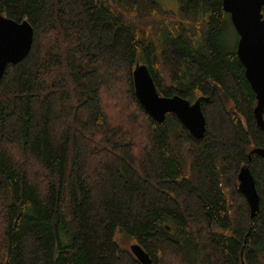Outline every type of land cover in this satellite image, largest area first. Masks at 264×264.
<instances>
[{"label":"trees","instance_id":"trees-1","mask_svg":"<svg viewBox=\"0 0 264 264\" xmlns=\"http://www.w3.org/2000/svg\"><path fill=\"white\" fill-rule=\"evenodd\" d=\"M137 1L162 0H0L33 33L0 80V264H139L119 238L153 264H264V159L250 154L264 131L223 0H174L198 26L160 31L161 49L115 7ZM136 64L159 95L201 99L202 140L174 115L149 117ZM122 98L128 117L112 108ZM241 167L260 199L253 218Z\"/></svg>","mask_w":264,"mask_h":264},{"label":"water","instance_id":"water-1","mask_svg":"<svg viewBox=\"0 0 264 264\" xmlns=\"http://www.w3.org/2000/svg\"><path fill=\"white\" fill-rule=\"evenodd\" d=\"M264 0H223V10L229 14L237 35V55L245 66L246 77L256 97L255 118L264 131V21L261 8ZM32 28L23 21H12L0 15V80L8 64L20 62L32 44ZM135 97L143 110L156 123L162 124L167 115L178 118L189 135L197 141L204 138L205 116L200 107L201 99L193 103L175 95L164 97L158 94L154 81L144 64H136L132 71ZM250 154L264 159V147L253 148ZM238 190L244 197L250 218L259 210V195L247 167H241ZM130 251L140 264H151L149 255L138 245L132 244Z\"/></svg>","mask_w":264,"mask_h":264},{"label":"rangeland","instance_id":"rangeland-1","mask_svg":"<svg viewBox=\"0 0 264 264\" xmlns=\"http://www.w3.org/2000/svg\"><path fill=\"white\" fill-rule=\"evenodd\" d=\"M115 7L119 10V12L122 14L123 17L129 20V22L136 29L139 35L146 36L151 41H154L156 45L158 46L161 45V48H162V42L158 39V37H160L161 35L160 31L165 30V28L173 31L177 23H180L185 27L198 26L197 23L189 19L181 20L179 19V17L175 16L178 12V8L174 0H162L158 5H143L142 1H137L135 5L129 4L126 5L125 7L123 6H115ZM161 48L159 46V49ZM163 73H164V85L167 86L168 74L164 70ZM103 99L106 101L105 97H103ZM112 108L113 111L116 109L121 110V113H123L124 117H128L130 114L134 112L133 107L130 105L128 99L126 98H122V101H120L119 104L114 105ZM115 115L116 114L114 112V117ZM132 244H136V243H134L133 241L122 240L120 238L118 239V246L121 249L128 251L129 253H130V246ZM132 258H134V260L138 262L136 260V257H134V255L132 256ZM180 258L181 260H184L183 257ZM150 259H151V264H153L152 263L153 258L150 257ZM199 262H202L200 257H198L197 264ZM158 264H163L162 258L159 259Z\"/></svg>","mask_w":264,"mask_h":264}]
</instances>
